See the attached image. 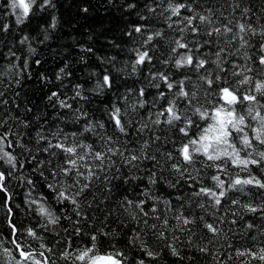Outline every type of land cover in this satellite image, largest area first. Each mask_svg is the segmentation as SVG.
Instances as JSON below:
<instances>
[{"label": "snow or ice", "instance_id": "6c2138e0", "mask_svg": "<svg viewBox=\"0 0 264 264\" xmlns=\"http://www.w3.org/2000/svg\"><path fill=\"white\" fill-rule=\"evenodd\" d=\"M0 7L6 39L13 17L19 26L36 7L56 4L6 0ZM118 7L136 11L139 3L121 0ZM136 15L122 30L133 44L129 59L121 68L115 57L104 62L124 76L157 60L162 68L115 94L101 118L86 106L81 83L68 94L67 61L55 72V90L39 73L49 87L43 111L26 93L21 101L24 74L32 75L29 56L42 61L31 45L19 56L8 48L14 59L0 71V209L7 229L0 232V264H167L166 257L193 264V249L211 257L208 264H232L234 257L236 264H264V0H144ZM158 18L170 36L155 27ZM46 23L39 26L41 45L57 16ZM29 39L26 33L19 43ZM92 75L98 78L87 92L112 91L111 71ZM13 181L26 185L15 206ZM136 182L135 195H120ZM160 184L172 191L160 194ZM229 235L244 242L235 245Z\"/></svg>", "mask_w": 264, "mask_h": 264}, {"label": "trees", "instance_id": "16d2710c", "mask_svg": "<svg viewBox=\"0 0 264 264\" xmlns=\"http://www.w3.org/2000/svg\"><path fill=\"white\" fill-rule=\"evenodd\" d=\"M6 0H0V5L5 3ZM121 0H115L113 4H109L108 0H53L56 4L54 9H46L45 11L39 10L36 7L35 12L30 15V18H26L24 22L16 26L14 22V17L11 19L12 30L7 33L6 39L3 34H0V71L3 70V66L9 60H13L14 57L7 56L8 48H12L16 51L17 55H26L27 48L29 45L36 49L35 58L40 59L42 62L40 65H36L29 56L30 67L32 75L29 77L25 73V79L23 81V89H18L22 91L20 97L21 101L24 100V93L28 95L32 104L39 107L42 111L43 95L48 92L49 87L55 90V87L60 86V82L56 81L54 78L55 72L58 68L63 67L65 61L69 64V71L72 73L71 77L65 78L64 84L68 85V94L71 95V85L75 83H81L85 88V95L89 97L90 103L86 106L92 111L96 118H101L102 110L104 104H111L113 100L116 99L117 93H123L127 87H139V82L145 80V75L151 71H157L162 68L159 60L156 63L146 64L142 67L141 73L138 75L124 76L119 72H116L111 64L104 62L108 57H115L113 63L116 68H121L124 66V62L129 59L130 53L127 49L133 47L130 40L124 37L122 30L126 29V26L133 21L138 20L136 11H140L143 8L144 0H138L139 7L136 11L122 9L118 7ZM160 0H157L159 3ZM217 2L222 3L223 0H217ZM81 7H87L88 12L84 13L80 11ZM162 10V9H161ZM4 9L0 7V20H7V17L3 16ZM52 14L57 16V27L55 31L50 30V39L43 45L38 41L43 39V35L40 33V25L44 24L47 26L46 22H50V17ZM155 27L165 29V34L170 36L172 33L167 30V26L162 22V18H158L155 23ZM28 34L30 39L25 43L20 44V36ZM178 34V33H177ZM35 38V39H33ZM113 40L114 44L109 45L108 41ZM78 44H84L86 47H91L93 51L91 53H82L81 49L77 47ZM119 45L120 47H116ZM181 50H178V52ZM159 56L160 53H154ZM85 55L83 61L80 60V56ZM17 64L21 62L16 61ZM112 72V77L115 81L112 91H105L103 95L96 93L87 92V89L91 88L96 79L97 75H92L93 72L97 73L99 77L102 78L105 70ZM127 71L131 72V66L127 67ZM40 72H44L52 80V85L46 87L38 82V76ZM3 79H7L6 77ZM3 88L0 87V91ZM61 91H64L62 88ZM152 90H149V95H151ZM11 93H9V96ZM131 103V99L128 101ZM123 107V101L120 102ZM49 115H51L52 109L49 106L47 109ZM14 115L23 116L22 112H14ZM34 136V131H33ZM145 172L151 167L149 162L143 164ZM39 183V179L37 178ZM146 183V179L142 181ZM140 182H136L134 185L123 186L120 190V195L125 194V191L130 195H135L139 191ZM15 185L14 189V199L13 206L17 203H21L24 196V189L26 185L18 184L13 181ZM46 192L45 189H41ZM155 191L160 194H167L171 192L165 185L160 184ZM254 195H258L255 189H252ZM161 212L163 213L164 206L161 205ZM3 210L0 209V232H6V226L3 220ZM22 217L17 216L19 221ZM174 222V221H173ZM227 230V229H226ZM3 236H0V240ZM150 242L153 241L151 235L147 238ZM229 240L235 245H239L244 242V237L242 235L233 239L231 235L228 237ZM223 243V242H221ZM11 246V245H7ZM193 255L196 259L193 264H208L211 257L205 259L195 253L193 249ZM167 264H176V262L171 257H166ZM232 264H236L235 257Z\"/></svg>", "mask_w": 264, "mask_h": 264}]
</instances>
